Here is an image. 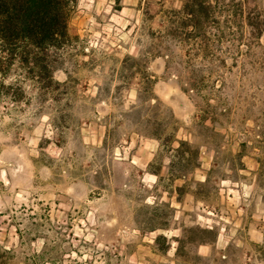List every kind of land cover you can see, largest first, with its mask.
<instances>
[{
  "label": "rangeland",
  "instance_id": "rangeland-1",
  "mask_svg": "<svg viewBox=\"0 0 264 264\" xmlns=\"http://www.w3.org/2000/svg\"><path fill=\"white\" fill-rule=\"evenodd\" d=\"M77 0L54 81L0 72V264H264V0Z\"/></svg>",
  "mask_w": 264,
  "mask_h": 264
},
{
  "label": "trees",
  "instance_id": "trees-1",
  "mask_svg": "<svg viewBox=\"0 0 264 264\" xmlns=\"http://www.w3.org/2000/svg\"><path fill=\"white\" fill-rule=\"evenodd\" d=\"M211 0H187L185 8L193 27L208 17ZM77 0H0V72L16 67L33 80L54 81V66L47 57L61 48L69 35L70 9Z\"/></svg>",
  "mask_w": 264,
  "mask_h": 264
}]
</instances>
